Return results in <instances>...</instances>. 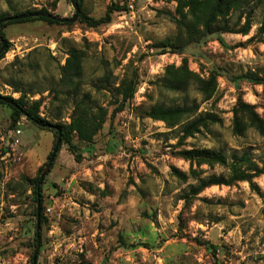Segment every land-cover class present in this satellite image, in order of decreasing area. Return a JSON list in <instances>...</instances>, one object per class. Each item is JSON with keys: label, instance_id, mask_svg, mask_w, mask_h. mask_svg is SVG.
I'll use <instances>...</instances> for the list:
<instances>
[{"label": "rangeland", "instance_id": "1", "mask_svg": "<svg viewBox=\"0 0 264 264\" xmlns=\"http://www.w3.org/2000/svg\"><path fill=\"white\" fill-rule=\"evenodd\" d=\"M126 1L84 0L83 8L100 18L111 3L122 6ZM179 1L134 0V16L127 17L129 27L124 29L110 25L87 33L78 22L62 26L38 21L2 30L10 46L0 60V96L19 99L17 90L26 93L29 105L41 101V118L53 124H70L75 105L83 99L95 112L97 107L107 112L96 150L86 152V143L72 134L82 160L77 162L63 144L41 186L45 220L37 264H264V171L252 184L210 186L190 201L183 199L199 183L190 173L193 169L201 178L229 179L232 158L244 154L263 167L264 129L236 112L241 104L252 107L264 127V85L235 78L264 70V35L258 34L264 0H243L241 8L230 10L232 33L221 35L224 43L212 35L182 55L163 54L158 44L180 31L175 21ZM43 2L0 0V14L41 9L33 3L50 9L56 5L55 0ZM71 8L68 17L74 16ZM250 11L249 33H236ZM112 22L120 25L122 18L114 13ZM72 48L85 53L82 79L74 80L78 93L61 81L60 68ZM184 57L191 71L205 79L215 76L209 101L195 87L172 92L158 85L166 67L179 66ZM124 77H134L138 88L134 100L114 115L121 102L116 90ZM154 105L198 106L183 124L206 113L220 121L182 140L183 126L167 129L165 123L143 116ZM11 117L12 110L0 105V264H32L37 204L31 180L40 168L45 170L57 135L26 117L11 127ZM235 120L242 132L235 130ZM193 148L222 152L227 165L199 166L179 155ZM172 168L185 172L187 181L174 176ZM201 242L216 249L209 251Z\"/></svg>", "mask_w": 264, "mask_h": 264}, {"label": "trees", "instance_id": "2", "mask_svg": "<svg viewBox=\"0 0 264 264\" xmlns=\"http://www.w3.org/2000/svg\"><path fill=\"white\" fill-rule=\"evenodd\" d=\"M81 8V14L78 20V23L85 25L89 28L97 29L101 26H110L113 24L112 16L114 13L120 15L128 11V3L131 0H127L124 5L117 3H111L104 14L100 18H94L87 14L84 11V0H76ZM70 2V0H69ZM243 0H180L179 7L177 10L180 18H176V25L180 30L175 38H168L165 41L158 44V48L161 49L162 53L167 51L176 54H184L188 46L194 44L202 45L207 42V38L212 35H218L219 41L224 43L221 35L224 33H232V30L228 26L227 17L231 9H239L242 7ZM56 8V5L53 6V9ZM184 9H188L187 12H183ZM46 13L55 15L48 8L41 9H30L22 13H14L13 15L0 14V20L7 17H14L22 14H31V13ZM57 16V15H56ZM189 16H192V19H188ZM251 18L252 12H248L246 15V24L241 30L236 33H241L242 35H247L251 28ZM42 21L49 25H62V26H72L74 23H60L45 17L39 18H28L19 21H11L0 26V33L3 36L2 30L11 24H24V23H33ZM185 33H184V31ZM187 35V40H184V36ZM258 34L264 35V22L261 24L258 29ZM8 46L0 55V60L5 57V54L9 50L10 43L7 41ZM2 44L0 43V48ZM85 53L81 49L72 48L69 51L68 58L64 66H61V81L67 85H73V91L78 93V85L75 84L74 80H81L83 74V57ZM137 77V76H135ZM235 80H244L251 84L255 85H264V70L262 72H247L235 78ZM215 83L216 78L213 74L210 75L208 79L201 77L196 72H193L189 69V59L184 57L179 66L169 65L166 67L163 76L160 78L158 85L164 89L172 92H187L191 87H195L199 93L203 95V100L209 101L215 93ZM138 88V81L134 77H124L116 91L120 97L119 108L117 111H114V115L121 112L127 103H131L134 100L135 93ZM22 94L19 99L13 97H4L0 96V105H4L12 110L11 117V127H16L18 125L19 119L21 117H26L29 121L33 122L36 126V122H41L46 125H51L59 128L62 132V143L67 144L68 151L74 155L75 160L80 162L82 160V154L76 151V146L72 142V134H76L80 141L86 143V152L92 153L96 150L95 139L98 133L102 130L104 124L107 121V112L100 107L96 109L98 112H95L94 108L89 104H86V100H82L75 105V115L72 117L70 124H53L45 119L41 118L39 110L41 107V101H35L31 105L26 101V93L17 90ZM87 97V95H86ZM85 97V98H86ZM9 102L15 103L17 108H15ZM198 111V106L188 107V106H176V107H166L164 105H154L150 110L145 111L143 116L150 118L154 121H161L165 123L167 129H176L177 127L183 126L180 131L181 139L185 140L188 137L194 136L196 133L200 132V128H207L212 123H218L220 119L213 113H206L198 115L197 118L191 120L189 124H183L182 121L185 118L193 117ZM238 112L247 114L249 117L250 123L256 126L257 129L263 131V122L260 121L257 114L254 112L253 108L241 104V109H237L236 117ZM240 122L235 120V130L242 132L243 128L240 126ZM40 127V126H39ZM47 129L49 131L55 132L58 138V131L54 128H41ZM56 144V143H55ZM55 147V145H54ZM54 149V148H53ZM58 151V153H59ZM53 152V150H52ZM52 152L48 156V161L51 157ZM58 153L56 157L58 156ZM179 155L190 161L191 164H208L213 166L216 164L227 165V158L222 152L215 151L212 149H190L183 150L179 152ZM56 160V158H55ZM55 162V161H54ZM48 162L45 164L47 166ZM54 164V163H53ZM230 178L226 179L224 176H211L210 178H201L199 175H196L195 170H191V174H194L195 179H199L197 185L191 186L188 192L183 196V199L190 201L192 196L199 194L204 189L215 186V185H229L235 181H248L251 184L253 179L260 175L264 171L263 167L260 168L257 164L253 163L249 158V154H244L242 157L237 158L236 156L232 158L230 163ZM242 166H245L242 169ZM173 175L176 176L179 180L184 182L187 181L188 175L185 172H181L177 168H172ZM41 172L43 168H40V174L37 178L32 181L33 192H34V202L37 204V184L39 182ZM51 172V171H50ZM46 179L43 184H45ZM41 193V190H40ZM41 206L43 207V196L41 193L40 198ZM41 212V223L44 222L45 217L44 213ZM37 217V210L35 211ZM37 221V220H36ZM36 238L35 234V243L34 247L36 248ZM201 245L208 247L209 251H214L216 248L209 242H201ZM35 251V250H34ZM40 252V251H39ZM38 262V261H37ZM33 264V257H32Z\"/></svg>", "mask_w": 264, "mask_h": 264}, {"label": "water", "instance_id": "3", "mask_svg": "<svg viewBox=\"0 0 264 264\" xmlns=\"http://www.w3.org/2000/svg\"><path fill=\"white\" fill-rule=\"evenodd\" d=\"M70 3L75 11L74 16L73 17H60V16H55V15H51V14H46V13H41V12H36V13H31V14H22V15H18V16H14V17H7L4 18L2 20H0V26L2 24H5L7 22H11V21H19V20H24V19H28V18H39V17H45L47 19H51L60 23H76L79 20L80 14H81V8L79 6V4L77 3L76 0H70ZM0 43L2 44V47L0 48V55L2 54V52H4V50L7 47V41L1 36L0 33ZM10 104H12L15 108H17V105L15 103L9 102ZM36 124L40 127L43 128H54L58 131V138L56 140V144L55 147L53 149V152L51 154V157L48 161V164L45 168V170L42 172L39 182L37 184V227H36V234H37V238H36V249L34 251L33 254V264H37L38 261V255H39V251H40V244H41V236H40V230H41V202H40V198H41V186L45 180V178L49 175L51 168L53 166V163L55 161L56 155L59 151V147L62 143V132L59 128L55 127V126H51V125H46L44 123L41 122H36Z\"/></svg>", "mask_w": 264, "mask_h": 264}, {"label": "crops", "instance_id": "4", "mask_svg": "<svg viewBox=\"0 0 264 264\" xmlns=\"http://www.w3.org/2000/svg\"><path fill=\"white\" fill-rule=\"evenodd\" d=\"M44 1L43 3H46L48 1H54V0H41ZM56 3V8L55 9H50L48 8L51 12H53L55 14V16H60V17H68L70 11L72 10L71 5H66L64 3V0H55ZM33 7H40V8H47V6H42L41 4H36L33 3ZM87 32H96V29L94 28H89L87 27ZM178 62V61H177Z\"/></svg>", "mask_w": 264, "mask_h": 264}, {"label": "built area", "instance_id": "5", "mask_svg": "<svg viewBox=\"0 0 264 264\" xmlns=\"http://www.w3.org/2000/svg\"><path fill=\"white\" fill-rule=\"evenodd\" d=\"M134 10H135L134 0H131L128 3V11H126V12H124V13H122V14L119 15V17L122 18V24L119 25L117 23H114V24L111 25V28H114V29H124L126 27H129V22L127 20V17L128 16H134ZM19 125H20V123H19ZM15 135L16 136L21 135V130L20 129H17L15 131ZM16 143L17 144L19 143L18 138L16 140Z\"/></svg>", "mask_w": 264, "mask_h": 264}]
</instances>
